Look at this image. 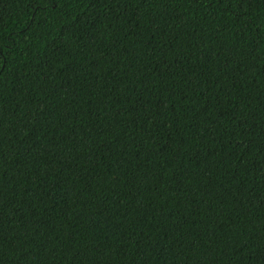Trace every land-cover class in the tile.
I'll use <instances>...</instances> for the list:
<instances>
[{
	"label": "trees",
	"instance_id": "trees-1",
	"mask_svg": "<svg viewBox=\"0 0 264 264\" xmlns=\"http://www.w3.org/2000/svg\"><path fill=\"white\" fill-rule=\"evenodd\" d=\"M0 264H264V0H0Z\"/></svg>",
	"mask_w": 264,
	"mask_h": 264
}]
</instances>
